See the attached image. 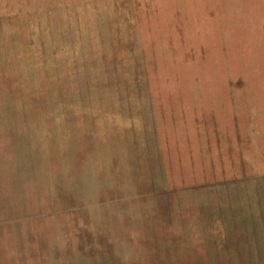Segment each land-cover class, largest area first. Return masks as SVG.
<instances>
[{"label":"rangeland","instance_id":"rangeland-1","mask_svg":"<svg viewBox=\"0 0 264 264\" xmlns=\"http://www.w3.org/2000/svg\"><path fill=\"white\" fill-rule=\"evenodd\" d=\"M0 264H264V0H0Z\"/></svg>","mask_w":264,"mask_h":264}]
</instances>
